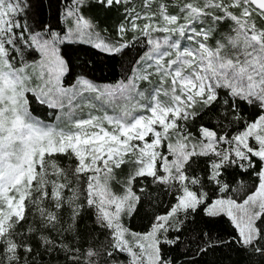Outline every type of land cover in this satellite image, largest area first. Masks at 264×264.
Returning <instances> with one entry per match:
<instances>
[{"label":"snow or ice","instance_id":"snow-or-ice-1","mask_svg":"<svg viewBox=\"0 0 264 264\" xmlns=\"http://www.w3.org/2000/svg\"><path fill=\"white\" fill-rule=\"evenodd\" d=\"M35 6L0 0V264H197L221 246L264 264V0H49L55 25ZM73 43L145 50L98 85L74 76Z\"/></svg>","mask_w":264,"mask_h":264},{"label":"trees","instance_id":"trees-1","mask_svg":"<svg viewBox=\"0 0 264 264\" xmlns=\"http://www.w3.org/2000/svg\"><path fill=\"white\" fill-rule=\"evenodd\" d=\"M49 0H34L35 7L33 14L41 22H51L55 25L54 19L56 13L55 8L48 7ZM55 0H53V3ZM90 14L97 18L102 28L109 29L111 35H115L114 28L119 22V17L115 12H105L104 10L93 6L90 10ZM31 22V21H30ZM63 27V25H61ZM144 47L140 43H135L133 47L126 50V54L111 55L102 53L97 49L92 48L88 44L73 43L65 47L66 59L70 61L72 72L75 75H86V78L91 79L96 84H109L115 83L122 79L125 75V69L129 67L131 61L137 58V54H142ZM59 110H41L40 119L46 122H52L55 116L58 115ZM36 115V113H33ZM109 114H112L109 110ZM61 122H57V125ZM63 126V125H61ZM146 209L142 208L138 215L132 220V226L136 229L141 228L146 220L144 219ZM150 211V210H148ZM199 227H205L203 224H199ZM211 230L214 235H218L223 239H227L230 234L226 222H214L206 226ZM192 252L188 253L191 257L195 252L196 245L193 244ZM174 255L183 258V253L177 250ZM197 264H255L258 257H249L246 254L240 252L236 246L231 248L227 246H221L214 251L208 252L206 255L195 257Z\"/></svg>","mask_w":264,"mask_h":264},{"label":"rangeland","instance_id":"rangeland-1","mask_svg":"<svg viewBox=\"0 0 264 264\" xmlns=\"http://www.w3.org/2000/svg\"><path fill=\"white\" fill-rule=\"evenodd\" d=\"M109 84H111V83H109ZM99 85V84H98ZM101 85H104V84H101ZM58 115H59V113H58ZM58 115H56L55 116V119H54V121H52V122H46V121H43L42 119V121L45 123V124H47V125H51V126H56L57 125V122H59V120L57 119V116Z\"/></svg>","mask_w":264,"mask_h":264}]
</instances>
